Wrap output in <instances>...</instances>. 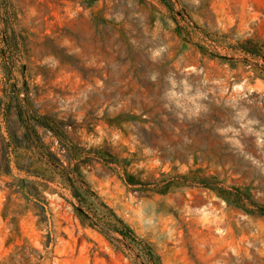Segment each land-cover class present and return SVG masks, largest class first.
Returning <instances> with one entry per match:
<instances>
[{"label":"rangeland","instance_id":"rangeland-1","mask_svg":"<svg viewBox=\"0 0 264 264\" xmlns=\"http://www.w3.org/2000/svg\"><path fill=\"white\" fill-rule=\"evenodd\" d=\"M9 88L61 122L31 123L82 171L85 207L133 233L84 226L60 178L28 197L51 171L18 144ZM5 156L0 264H264V217L245 210L264 204V0H0ZM203 183L244 191L245 207Z\"/></svg>","mask_w":264,"mask_h":264},{"label":"trees","instance_id":"trees-1","mask_svg":"<svg viewBox=\"0 0 264 264\" xmlns=\"http://www.w3.org/2000/svg\"><path fill=\"white\" fill-rule=\"evenodd\" d=\"M9 70V66H5V72ZM21 91L17 88L13 89H5L4 97L5 100H8L7 110H11L15 108L18 110L21 120L25 123L26 132L24 134V140H27L28 143H24L27 145H19L26 148H33L37 154H39V159L49 167L51 173L50 176L43 177V179H34L31 181H27L26 190L29 198L41 199L43 197V191L51 190L56 191L54 187L51 186V183L56 182L57 178H60L61 183L64 184V187L69 189L72 192V195L78 200V203L81 207L76 208L77 217L80 219V222L84 226H89L94 229H99L101 232H105L107 230L117 232L124 236L129 235V233H133L130 226L125 223V221L119 217L116 213H114L115 221H103L99 217V212L86 208V204L88 203L87 197H84L82 193H80V189L76 184V179L82 176V171H79V168L73 170V175H71V170H69L63 163V161L57 156L56 153L52 152L47 145L42 143L40 135L36 129V126L31 122L35 121L36 125L43 126L48 128L49 130L55 132L56 134H61V122L55 117L48 114L39 113L32 105V102L29 99V96L26 95L23 99H20ZM6 165L3 167V164L0 162V168H4L6 171L10 169V162L8 156H5ZM19 168L21 170H27L29 174H34V176H38V174L34 173L35 171H29L22 164L19 163ZM130 179H127L130 184H137L134 175H129ZM76 178V179H75ZM208 182V181H207ZM206 187L215 191L217 195L227 201L229 204H234L238 206L245 207L243 203V198L246 195L244 191L240 189H226L223 187H217L211 183H203ZM94 194V193H93ZM249 198V197H247ZM250 202L251 207H247L245 209L249 214L255 217H264V204L256 202L254 199L247 200ZM247 204V203H246ZM19 229V228H18ZM129 232V233H128ZM28 251V246L24 245L19 252L22 255H25Z\"/></svg>","mask_w":264,"mask_h":264}]
</instances>
